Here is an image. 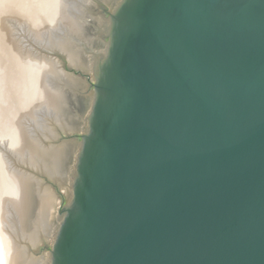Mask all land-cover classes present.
Wrapping results in <instances>:
<instances>
[{"label": "water", "instance_id": "obj_1", "mask_svg": "<svg viewBox=\"0 0 264 264\" xmlns=\"http://www.w3.org/2000/svg\"><path fill=\"white\" fill-rule=\"evenodd\" d=\"M93 1L85 23L106 52L76 38L96 61L86 112L65 88L72 127L57 133L79 142L62 146L74 180L51 264H264V0ZM25 119L14 122L34 127ZM6 154L32 174V228L36 176H64ZM43 238L21 242L33 252Z\"/></svg>", "mask_w": 264, "mask_h": 264}, {"label": "bare ground", "instance_id": "obj_2", "mask_svg": "<svg viewBox=\"0 0 264 264\" xmlns=\"http://www.w3.org/2000/svg\"><path fill=\"white\" fill-rule=\"evenodd\" d=\"M92 1L0 0V264L52 263L49 253L36 258L21 240L33 246L40 236L51 243L55 241L61 221L58 204L52 190L43 189L41 204L29 228L30 209L23 199L27 189L24 181L32 174L12 166L6 153L38 171L64 176L63 185L70 194L74 167L65 171V148H50L45 140L58 136L53 125L72 127L70 119H65V88L76 86L77 81L58 57L33 49L28 39L51 50H61L76 69L93 71L96 58L76 40H88L85 5ZM101 51L105 53L106 47ZM16 86L19 91H13ZM24 117L34 127L14 122ZM84 127L79 125V129Z\"/></svg>", "mask_w": 264, "mask_h": 264}, {"label": "rangeland", "instance_id": "obj_3", "mask_svg": "<svg viewBox=\"0 0 264 264\" xmlns=\"http://www.w3.org/2000/svg\"><path fill=\"white\" fill-rule=\"evenodd\" d=\"M112 1L113 0H108L110 7L114 6L113 5L114 1L113 2ZM91 5L93 7L97 6L94 1H92ZM102 24L103 23H99L101 28L103 27ZM95 28H96V26L94 24H89L86 26L87 34H88V36H87L88 40L86 43L88 45H91V43L93 44V40H94L95 41L94 43H96V46H94L93 49L102 50L103 47H99V44L97 45V36L95 35L97 31ZM81 70H82L83 74L75 76V79L77 82H76V86H73V87L76 89V92H73V91L70 92L71 93L70 97H71V101H72L70 104V108H72V110H74V113L78 110H83L85 112L87 111L86 109H87V105H88V98L92 94L91 81L85 76V75H89L91 77V80H92V73L85 70V69H81ZM65 119L69 120L67 114L65 116ZM56 125L55 126L53 125L55 130L57 129V127H60V126H58V125L56 126ZM79 125H81V127H82L83 123H80ZM78 129H79V126H78ZM56 132H57V130H56ZM57 134H58V136L55 137L54 139H52V137H51L50 139L47 140V141H49L48 146H50V148H55L56 146L62 147L65 145L67 147L69 145L73 149L75 144H77L79 142V140L76 137L77 135H79V132H77V131L69 133L70 136H67L66 134H64V132L61 135H59V133H57ZM47 141H46V143H48ZM70 165H71V163H70ZM40 171H38V173L42 174ZM36 179L37 180L40 179V181H39L40 184L44 185L43 189H48L50 192L52 190V193H53L54 198H55V203L57 202L58 205L57 204L56 205L58 208L62 207L63 205H65L67 203L68 193H67L66 187L63 184H61L60 182H56L52 179H50L51 184H47V183H45V181L42 177H37V176H36ZM50 245H51V242H49V240L44 238L38 244V247L41 250H37V248H34L33 252H30V254H32V255L34 254L33 256L36 258L41 257L42 255L48 253V249L50 248ZM34 251H36V254L34 253Z\"/></svg>", "mask_w": 264, "mask_h": 264}]
</instances>
